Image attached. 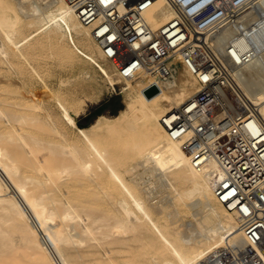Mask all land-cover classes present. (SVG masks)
Segmentation results:
<instances>
[{
	"label": "bare ground",
	"instance_id": "6f19581e",
	"mask_svg": "<svg viewBox=\"0 0 264 264\" xmlns=\"http://www.w3.org/2000/svg\"><path fill=\"white\" fill-rule=\"evenodd\" d=\"M174 16L167 0L145 11L155 30ZM92 28L68 0H0V264H216L222 250L247 248L236 212L215 193L216 161L195 167L184 139L163 123L200 90L197 76L185 65L166 79L125 78ZM237 30L236 57L253 42L257 52L236 77L264 118V0L245 6L220 35ZM53 60L82 65L81 74L55 89ZM92 76L96 87L101 78L123 83L130 100L115 117L83 128L73 85ZM143 173L152 177L141 181ZM156 176L174 206L202 209L196 223L180 229L179 213L157 199ZM17 243L28 254L18 255Z\"/></svg>",
	"mask_w": 264,
	"mask_h": 264
},
{
	"label": "built area",
	"instance_id": "2783aa9c",
	"mask_svg": "<svg viewBox=\"0 0 264 264\" xmlns=\"http://www.w3.org/2000/svg\"><path fill=\"white\" fill-rule=\"evenodd\" d=\"M68 1L123 77L166 79L185 65L197 76L200 90L163 123L184 139L195 167L216 161L215 193L240 219L248 247L222 250L216 264H264V118L236 77L257 47L253 42L238 59L240 31L220 35L255 0H167L175 16L157 30L145 17L155 0Z\"/></svg>",
	"mask_w": 264,
	"mask_h": 264
},
{
	"label": "rangeland",
	"instance_id": "374dc122",
	"mask_svg": "<svg viewBox=\"0 0 264 264\" xmlns=\"http://www.w3.org/2000/svg\"><path fill=\"white\" fill-rule=\"evenodd\" d=\"M53 61L54 62L52 65L55 68L56 74L54 73V74L49 75V77H51V78H49L48 76L47 77L49 78L51 85L55 89L56 88L58 89V87L60 86V81H64V79L65 80L68 79V77L72 76L73 74H75V75L77 74V76H79V74H81L80 71H81L82 65H77V66H75V68L74 67L71 68V67L66 66L64 64H59V62L56 60H53ZM179 68H182V67L180 66ZM62 77H64V78L62 79ZM96 78H98V77H96ZM96 78L92 76L90 79H88L86 81H82V78L81 79L78 78L76 80V83L74 84L75 86L73 85L74 91L73 90L72 91L81 100V106H82L80 113L78 115H75V117H76V120L78 122V125L83 127V128L90 127V126L96 124L97 121L100 119V117L101 118H103V117H108V118L115 117L116 115L119 114L120 111L114 112L113 109L118 108L119 105H121V104L123 105V109L126 108L128 101L130 100V95L128 94L129 89H125L123 83L112 84L110 82L102 81V78H101L100 80L102 82V86L96 87V84H97ZM61 84H62V82H61ZM38 87H39V89H37V92H38V94L42 95L44 93L45 88L42 85H40ZM117 95L121 96V102H120L121 104L120 103H113L111 106L103 108L102 105L104 103H106L107 101H110V99H112L114 96H117ZM120 110H122V109H120ZM138 171L140 173H142L144 171L143 167L139 166ZM141 176H142L141 181H143L142 179L145 180V179H149L150 177H152L147 173H143V175H141ZM157 177L158 176H156V178ZM157 179H158V182L156 183L157 186L154 187L155 189L153 188L155 190L156 194L158 196H160V197H157V199L162 200V198H165L162 201H164L167 205L170 204V207H169V209L171 208L170 211L173 209L172 211H177V213H179V215H173L174 216L173 220H175L177 217L178 220H176V222H177V225L180 224L179 226H180L181 230L186 229L187 226L193 222L196 223V219L197 218L199 219L200 217H202L204 212H202L201 211L202 209L198 206L197 207L196 206L191 207V208L190 207L186 208V207H181V206L179 207L176 205L174 206L172 203L174 200H172L173 197H172L170 190L166 189L165 186L161 185V182H162L161 178L158 177ZM156 190L158 191V193ZM162 196H164V197H162ZM194 211H195V214L193 213ZM198 211H201V212L198 213ZM20 246L22 249L20 248ZM15 248H17L18 250ZM15 248H14V250H17V252H20V253H18V255L20 254V256H21V254L25 255V253L28 254V251H29L28 248H26L24 246L22 247V244L19 245L17 243ZM14 252H16V251H14ZM14 254L15 253H13V256H15ZM18 255H16L15 257H12L9 254V257L7 258V260H12V259L14 260L18 257L20 258V256H18ZM10 256L12 259H10ZM204 261H205V259H204ZM204 261H203V264L206 263Z\"/></svg>",
	"mask_w": 264,
	"mask_h": 264
},
{
	"label": "trees",
	"instance_id": "16d2710c",
	"mask_svg": "<svg viewBox=\"0 0 264 264\" xmlns=\"http://www.w3.org/2000/svg\"><path fill=\"white\" fill-rule=\"evenodd\" d=\"M121 102V96L120 95H117V96H114L112 99H110V101H107L106 103H104L102 106L103 108L104 107H108V106H111L113 103H120ZM121 104V103H120ZM120 109H123V105H119L118 108L116 109H113L114 112H118L120 111ZM100 115V114H99Z\"/></svg>",
	"mask_w": 264,
	"mask_h": 264
},
{
	"label": "water",
	"instance_id": "95a60500",
	"mask_svg": "<svg viewBox=\"0 0 264 264\" xmlns=\"http://www.w3.org/2000/svg\"><path fill=\"white\" fill-rule=\"evenodd\" d=\"M156 90H157V87L152 86V87H149L146 91L149 95H152L154 92H156Z\"/></svg>",
	"mask_w": 264,
	"mask_h": 264
}]
</instances>
